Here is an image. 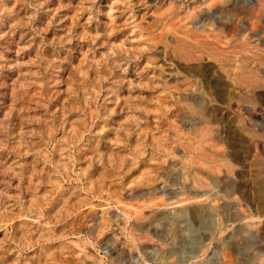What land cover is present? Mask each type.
<instances>
[{
	"label": "rangeland",
	"instance_id": "1",
	"mask_svg": "<svg viewBox=\"0 0 264 264\" xmlns=\"http://www.w3.org/2000/svg\"><path fill=\"white\" fill-rule=\"evenodd\" d=\"M181 1L0 0V264H234L239 229L263 227L264 17L236 2L224 54L186 59ZM240 63L259 87L232 81Z\"/></svg>",
	"mask_w": 264,
	"mask_h": 264
},
{
	"label": "bare ground",
	"instance_id": "2",
	"mask_svg": "<svg viewBox=\"0 0 264 264\" xmlns=\"http://www.w3.org/2000/svg\"><path fill=\"white\" fill-rule=\"evenodd\" d=\"M11 1V0H10ZM172 1H176V0H172ZM183 1V0H182ZM181 1V2H182ZM245 2V3H248L250 5L249 9L251 10V13L255 15V18L257 21H261L264 17V0H255V1H252V0H185L183 1L185 4L184 6H181V10L182 11H186V15L183 16V17H178L177 18L179 19V23L180 25L178 26L179 28L176 29V23H173L171 28H173V30H176V32L180 34V36H183L185 37V41H187L188 43H184V44H180L179 46V50L181 51V54L184 58L186 59H193V54L192 52L195 51L194 49H196V51H199V46H200V51L201 50H206L208 49L209 51L212 52L213 56H215L216 54L218 55H223V51L225 50H221L220 46L222 44H227L226 41H224L222 39V32L225 30V28L229 29L230 27V21L229 20H226L228 18V15H233V13L236 11L237 7L238 6L236 4V2ZM27 2V1H26ZM10 3V2H9ZM14 3V2H13ZM239 3V4H240ZM23 4V3H22ZM41 4V3H40ZM163 4V3H162ZM242 5V4H240ZM190 6H193V11L190 13V10L192 8H190ZM171 7V6H170ZM41 8V7H40ZM60 8V7H59ZM178 8V7H177ZM43 9V7H42ZM241 9V7H240ZM243 9V8H242ZM166 13V12H164ZM179 12H177L178 14ZM168 14V13H167ZM6 16V15H5ZM3 17V16H2ZM158 17V16H157ZM160 17V16H159ZM162 17V16H161ZM156 18V17H155ZM195 19H198L196 21H194ZM31 20V19H30ZM29 20V21H30ZM199 20H202V21H199ZM162 21V18L159 22ZM199 21V23H198ZM178 23V24H179ZM187 23H197V27H203L202 25L206 26L208 25L209 28V32L207 33H199V32H196V31H191L190 28H188L187 26ZM247 23V22H246ZM6 24V23H5ZM4 24V25H5ZM169 24V23H168ZM234 24V23H233ZM262 24V23H261ZM160 25V24H159ZM165 25L166 23H163L162 27H161V37H165L163 36L164 34L166 35L167 32L164 30L165 28ZM239 25V24H238ZM242 26V25H241ZM251 26V25H250ZM264 27V26H263ZM21 28V26H20ZM157 28V27H156ZM254 27H252L253 29ZM258 28V27H257ZM18 29V28H17ZM27 29V28H25ZM184 29H187L185 31L187 32H184ZM242 29V28H241ZM260 29V28H259ZM13 30V29H12ZM250 30V29H249ZM253 31V30H252ZM166 32V33H165ZM168 32H172L170 30H168ZM216 32V33H215ZM240 32V31H239ZM238 32V33H239ZM46 33V32H45ZM158 34V33H157ZM158 37V36H157ZM191 39L190 41H188V39ZM250 38V37H248ZM2 39V38H1ZM251 39V38H250ZM43 40V39H42ZM195 42H194V41ZM235 41V40H234ZM45 42V41H44ZM38 43V42H37ZM207 44H209V46H207ZM231 44V42L229 43ZM233 44V43H232ZM235 45V44H234ZM32 46V45H31ZM231 47V45H230ZM44 48V47H43ZM233 50V49H232ZM165 52V50H164ZM205 53V52H204ZM5 54V53H4ZM165 56V55H164ZM45 59V58H44ZM218 59V58H217ZM169 60V59H168ZM199 62V61H198ZM40 63V62H39ZM178 63V62H177ZM260 63V62H258ZM41 65V64H39ZM32 66V65H30ZM262 67V66H261ZM163 70V69H162ZM32 72V71H31ZM32 75V74H31ZM38 75V74H37ZM2 76V75H1ZM221 76V74H220ZM219 76V77H220ZM232 76V81L234 83H237V84H241V85H244L246 86V88L248 90H252L253 88H256L261 80V77L263 78V76L260 77L259 73L256 71V70H253V69H248L247 65L244 64V63H240V64H237L236 67H235V70H233V74H231ZM30 79V78H29ZM194 79V78H193ZM172 80V79H171ZM8 82V81H7ZM216 86H219V84L215 83ZM262 85V84H261ZM230 86V85H229ZM259 87V86H258ZM200 88V87H199ZM206 89V88H205ZM221 89V87L219 88ZM232 89V88H231ZM40 91V90H39ZM227 91V90H226ZM33 92V91H31ZM176 93V92H175ZM181 94V93H180ZM189 95V94H188ZM167 96V95H166ZM216 97V96H215ZM262 99H264V95H261L260 96ZM39 98V97H38ZM183 99V98H182ZM213 99V98H212ZM205 101V100H204ZM38 103V102H37ZM186 103V102H185ZM195 104V103H194ZM198 107V106H197ZM23 110V109H22ZM248 110V109H247ZM14 112V111H13ZM185 115V114H184ZM238 116V115H237ZM251 117H254L253 114L251 113L250 115ZM192 118V117H191ZM223 119V118H222ZM207 120V119H206ZM208 121V120H207ZM247 121V120H246ZM254 123V122H253ZM9 124V123H8ZM210 125V124H208ZM250 129V128H249ZM4 130V129H3ZM2 131V130H1ZM204 131V129H203ZM221 132V131H220ZM230 134V133H229ZM250 134V133H249ZM9 135V134H8ZM28 137V136H26ZM8 138V136H7ZM186 138V137H185ZM219 139V138H218ZM217 140V139H216ZM198 141V140H197ZM242 142V141H241ZM161 144V143H160ZM7 146V145H5ZM201 148V147H200ZM175 149V148H174ZM196 150V149H194ZM250 150V149H249ZM228 153V152H227ZM226 153V154H227ZM201 156L202 158H204L205 160H209L211 159V157L213 156L212 154H209L205 149L201 151ZM190 165V164H189ZM210 165V164H209ZM213 165V164H212ZM212 170H215L216 168L214 166H209ZM248 168V167H247ZM243 169V168H242ZM246 169V168H245ZM231 171V170H229ZM170 174V173H169ZM229 175V174H228ZM203 176V175H202ZM209 176V175H208ZM255 176V175H254ZM264 176V175H262ZM238 177V176H237ZM220 179V178H219ZM263 179V178H262ZM233 181V180H232ZM200 182V181H199ZM198 182V183H199ZM208 182V181H207ZM219 183V181H217ZM231 182V181H230ZM235 181H233L232 183H234ZM238 182V181H237ZM260 182V181H259ZM210 183V182H209ZM231 183V184H232ZM261 185H262V190H263V196H262V200L264 198V182L261 181ZM217 184V183H216ZM61 185V184H60ZM260 185V186H261ZM212 186V185H211ZM219 186V185H217ZM235 186V184H234ZM233 186V187H234ZM219 188V187H217ZM208 189H211V188H208ZM231 189V188H230ZM157 190V189H156ZM191 190V189H190ZM194 190V189H193ZM215 190L217 191L218 189L215 188ZM220 190V189H219ZM261 190V189H260ZM261 190V191H262ZM222 191V190H221ZM233 191V190H232ZM229 192V191H228ZM211 193V192H208V194ZM205 194V192H204ZM238 194V193H237ZM219 195V194H218ZM228 196V195H227ZM233 196V195H232ZM235 196V195H234ZM205 197V196H204ZM200 199V198H198ZM204 199V198H203ZM218 199V198H217ZM215 199V200H217ZM191 200V199H190ZM214 200L215 204H218L216 201ZM234 200V199H233ZM236 200V199H235ZM182 202V201H181ZM120 204V203H119ZM176 204V203H175ZM190 204V203H189ZM193 204V203H192ZM237 205V204H236ZM174 206V205H173ZM218 206V205H217ZM210 207V206H209ZM208 208V207H207ZM209 209V208H208ZM213 209V208H212ZM139 210V209H138ZM211 210V209H210ZM187 211H191V213L193 214V216L195 217V219L199 222H203L206 224L207 227H210L211 226V220H210V215L212 214H209L208 212H206L202 206L198 205V206H195V205H189V206H182L180 208H177L175 213H174V216L176 217H183L185 215V213ZM146 216V215H145ZM219 216V215H218ZM235 217V216H234ZM233 217V218H234ZM230 220V219H229ZM250 221V220H249ZM218 222V221H217ZM240 222V221H239ZM244 222V221H243ZM249 224V223H248ZM56 225V224H55ZM64 225V224H62ZM139 226V225H138ZM61 227V226H60ZM234 227V226H233ZM203 229V228H202ZM231 229V228H230ZM218 230V229H217ZM216 230V231H217ZM241 232V234L244 236V242L240 243V244H237V243H233L232 245L230 246H227V249L228 251L231 253V255L233 256L234 258V264H242V262H244V255H245V252L247 251V248L249 246V239L251 236H255V234L259 231L263 232L264 233V225L263 227L260 229H254V228H250V227H244V228H241L239 229ZM178 231V230H177ZM192 231V230H191ZM229 231V229H228ZM73 232V231H72ZM174 230L171 229V233H173ZM205 232V231H204ZM207 232V231H206ZM65 233V232H64ZM232 233V232H231ZM238 233V232H237ZM211 234H213L211 232ZM219 234V233H218ZM179 235V234H178ZM195 235V234H194ZM201 236V235H200ZM211 236V235H210ZM214 236V235H212ZM211 236V237H212ZM192 238V237H191ZM195 238V237H194ZM193 238V239H194ZM173 239V238H172ZM198 239V238H197ZM209 239V238H208ZM212 239V238H211ZM219 239V237H218ZM217 239V240H218ZM60 240V239H59ZM216 240V238H215ZM221 240V238H220ZM264 241V240H263ZM196 242V241H195ZM201 242V241H200ZM213 242V241H212ZM236 242V241H234ZM190 243V242H189ZM214 243V242H213ZM264 243V242H263ZM187 244V243H186ZM191 244V243H190ZM226 244V243H225ZM175 245V244H173ZM218 245V244H217ZM200 246V245H199ZM185 247V246H184ZM201 247V246H200ZM225 247V245H224ZM20 248V247H19ZM186 248V247H185ZM203 248V247H202ZM226 248V247H225ZM264 248V246H263ZM190 249V248H189ZM183 249H181L182 251ZM195 250V249H194ZM207 250V249H206ZM169 251V250H168ZM203 251V250H201ZM215 251V250H214ZM218 251V250H216ZM222 251V250H221ZM186 252V255L188 253H190V251H185ZM194 253V252H192ZM198 253V252H197ZM204 253V252H203ZM182 255V254H181ZM216 255V254H215ZM155 256V255H154ZM160 260H163L164 262H166V264H168V262L166 261V257H164L163 253L162 254H159L157 255ZM218 256V255H217ZM216 256V257H217ZM188 258H185V259H177L176 262L174 263H171V264H181L182 261H186L188 262V264H193V260L195 259V255L194 256H191L188 255L187 256ZM203 257V256H202ZM215 257V260L214 261H206L205 264H220L219 263V259L220 257ZM223 257V255H222ZM200 258V257H199ZM213 258V257H212ZM211 258V259H212ZM191 259V260H190ZM201 259V258H200ZM248 260L251 261V260H254V256L251 254L249 255L248 254ZM95 261V260H94ZM98 261V260H96ZM197 261V260H196ZM200 262H197V264H199ZM203 262H201L200 264H204ZM99 264V262H98Z\"/></svg>",
	"mask_w": 264,
	"mask_h": 264
}]
</instances>
